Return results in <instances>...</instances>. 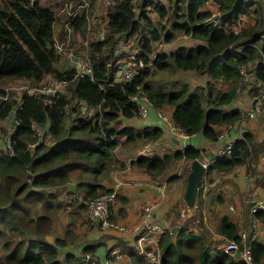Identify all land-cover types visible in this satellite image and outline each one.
<instances>
[{"label": "trees", "instance_id": "16d2710c", "mask_svg": "<svg viewBox=\"0 0 264 264\" xmlns=\"http://www.w3.org/2000/svg\"><path fill=\"white\" fill-rule=\"evenodd\" d=\"M208 1L113 0L105 7L102 34L96 35L85 29L90 0L71 22L75 35L71 47L79 35L81 42H88L85 51L92 73L80 75L73 66H56L53 9L38 0H0V78L39 85L50 74L65 82L62 90L49 95L50 101L40 92L23 90L17 96L0 87V120L10 114L14 120L9 144L0 147V264L77 261L69 253L59 260L65 238L46 237L59 222L66 199L85 211L88 199L113 190L102 181L113 162L125 166L115 156L120 144L142 146L161 138V126L127 123L139 117V96L157 112L171 107V121L179 130L200 133L211 142L227 125L239 121L242 111L232 107L239 91L250 86L256 95L264 86V0H211L216 5L213 18L205 8ZM251 12L257 13L252 24L233 29L239 14ZM178 34L198 42L170 52L155 51L156 42H171ZM130 39L135 45L132 56L143 65L130 79H122L117 76L119 64L127 60L121 54L122 43ZM240 67L248 71L246 78ZM182 71H193L203 83L190 86L180 77ZM261 108V117H255L264 124V98ZM255 126L234 140L229 154L208 159L195 204L188 207L182 199L183 208L192 214L181 223L173 222L176 228L159 237L160 264H242L239 251L229 254L215 248L230 239L241 246L240 226L229 210H216L224 200L223 188L213 191L205 180L210 184L214 173L224 175L257 164L264 155V135L257 138ZM147 149L130 162L153 178H168L179 160L189 168L192 159L203 157L202 149L192 144L167 151ZM71 179L75 191L67 186ZM247 209L250 213V206ZM207 212H213L210 223L218 235L214 239L204 220ZM254 216L264 226V211ZM249 246L255 264H264V239H252ZM86 251L91 248L82 249ZM127 253L133 255V264H144L134 249Z\"/></svg>", "mask_w": 264, "mask_h": 264}, {"label": "crops", "instance_id": "0c3cea01", "mask_svg": "<svg viewBox=\"0 0 264 264\" xmlns=\"http://www.w3.org/2000/svg\"><path fill=\"white\" fill-rule=\"evenodd\" d=\"M61 28V21H55V34L60 32ZM251 98L252 97H250L248 102L244 104H236V102H234L232 103V107L237 106L241 111L249 110L252 107ZM164 110L167 111V114L165 115L166 118L171 120V107L164 108ZM253 120L254 118L250 119V121H245L242 130L245 131L247 128H253V126L257 124V121ZM127 123H131L138 127L146 125L161 126L163 131L161 138L154 142L145 143L147 144L148 149L167 151L176 148H183L188 144H192L202 149L203 159L201 160L203 162H208L207 156H210V159H212V154H214L215 150L223 143V139L211 142L200 133L193 135L179 134L178 131L172 129L167 121L163 120L157 114V111L152 108H149L147 116L129 119L127 120ZM231 135L234 136L236 134L233 131ZM120 145L116 149L115 156L118 160L124 161L125 166L121 167L118 161L113 162L107 177L102 182L113 188L116 192V197L112 203V217L116 221L127 226L130 231L113 232L104 229L87 216L86 210L78 211L77 203H70L69 199H66L64 207L61 208L59 212V222L55 224L51 234L46 237L49 241H53L55 237L66 239V245L59 249V260H62L63 257L69 253L73 254L71 255L72 257L77 256L78 261L83 253L82 249L84 247H90V253H93L99 259L101 264H133V255L130 256L129 253H127L132 247L133 231L131 230L134 226H140L141 208L145 203L157 201L158 205L156 206L153 215L154 220L172 230L177 226H175L173 222H176L177 224L181 223L187 212L191 213L189 210L183 212L184 208L182 202L186 186L185 177L189 170L186 166V161L179 160L176 162L177 164H183L185 171L184 177L181 176V169L175 167V163L172 165V170L168 173V178H153L145 172L135 170L134 165L130 162L141 152L143 145L135 146L132 143ZM261 157H264V155H261ZM262 163H264V160ZM248 169L249 168H246L245 166H241L236 170L238 174L234 177V179L237 178L243 180L246 176L247 189L244 192L242 190L241 195L238 193L226 194V199L223 200L221 205L216 207V210H231L230 212L234 215L246 216L248 212L247 208L251 206L250 204H252L256 198L264 196V173L261 171L258 172L257 182L253 180V169L249 172L251 173L250 177L246 172ZM158 184H164L162 192L157 189ZM252 184L254 187L251 186ZM67 186L71 191H75L74 179L69 180ZM177 216L178 219L175 218ZM239 226L240 230L245 227L240 224ZM110 250H117L120 257L116 260L109 258L108 252ZM143 258L145 259V256H143ZM77 261L64 264H76Z\"/></svg>", "mask_w": 264, "mask_h": 264}, {"label": "built area", "instance_id": "2783aa9c", "mask_svg": "<svg viewBox=\"0 0 264 264\" xmlns=\"http://www.w3.org/2000/svg\"><path fill=\"white\" fill-rule=\"evenodd\" d=\"M105 4L108 5L113 2V0H104ZM59 9L55 10L56 21L60 20L62 28L60 32L54 35V47L55 49H64L65 45L68 42H71L72 38H74L73 30L71 22L73 18L80 13L83 8L88 6L87 0H65L59 3ZM89 16L87 17L88 21ZM87 24V22H86ZM100 34H102V29ZM79 35V34H78ZM77 35V36H78ZM60 39H64L65 41L68 39L69 41L61 46V44L65 41H59ZM84 47H87V40L83 41ZM72 48V47H71ZM72 50V49H71ZM135 52V49H133ZM69 55L73 58L72 66L75 68L76 73L80 75H90L92 73V67L89 62L86 51L83 52H73L70 51ZM133 53L129 55V60L122 62L119 64L118 74L122 79H130L133 77L137 71L138 67L143 65L141 60L137 61L132 56ZM241 73L243 77L248 76V71H246L243 67H240ZM118 76V77H119ZM63 80H58L54 78L52 82L40 87H35L34 91H38L45 95V100L50 101L49 95H53L56 92L62 90L64 85ZM30 92V91H29ZM33 92V91H32ZM264 98V86L259 88V92L256 95H252L251 102L252 107L249 110L241 112V118L238 122L227 125L226 129H224L219 134V139H223V143L219 146L213 156H221L223 154H229L231 151L232 143L235 139L241 138L243 123L247 118H253L257 114L262 111L261 104ZM139 102L138 106V116L145 117L149 112V103L146 98L141 95L137 98ZM144 100V101H143ZM157 114L163 119L166 120L168 125L172 129H175L179 132V134L187 135L179 130L171 120L166 118L163 112L158 111ZM228 128L233 129L236 135L232 136L231 129L228 132ZM218 139V140H219ZM147 147V144L143 145L142 150ZM214 158V157H213ZM207 164V162H206ZM164 184H158L157 189L162 192ZM115 190H112L109 193H102L93 198H90L86 201V213L87 216L95 221L100 227L104 229H108L113 232H126L129 230L127 226L116 221L112 217V203L114 202ZM158 205L157 201L147 202L141 208L140 213V226L132 227L133 238L131 249H134L138 253L145 256L144 264H160V248H159V237L167 230L163 224L158 223L154 220V210ZM258 210L264 211V196L256 198L250 206V218L248 219V224L239 230L240 242L241 246L235 240H225L223 241L217 248L218 251L227 252L229 254H233L235 251H239V256L242 260V264H255L252 256V252L249 246V241L252 239L258 238L257 231L259 230V221L254 216V212ZM130 231V230H129ZM108 257L113 258L114 260L118 259L120 255L117 250H110L108 252ZM76 264H101L99 259L90 252H83L80 256L79 261Z\"/></svg>", "mask_w": 264, "mask_h": 264}, {"label": "rangeland", "instance_id": "374dc122", "mask_svg": "<svg viewBox=\"0 0 264 264\" xmlns=\"http://www.w3.org/2000/svg\"><path fill=\"white\" fill-rule=\"evenodd\" d=\"M42 5L50 7L51 9L58 10L59 6H60V2L65 1V0H38ZM88 4L90 0H87ZM161 2L167 4V0H160ZM107 5L105 4L104 0H92V5L90 6V13H89V18L87 21V24L85 25V29L89 30L88 34L92 32H94L96 35L101 32L102 29V19L104 17L105 14V7ZM205 8L210 9L214 14L211 18H213L216 14V5L209 0L208 2H206L205 4ZM149 14L153 17L155 16V14L153 12H149ZM257 16V13L251 12L250 14H239V19H238V23L236 22L235 24H232L231 26L233 27V29L235 30H240L243 27H247L248 25L252 24L255 20V17ZM166 22V20H164ZM166 24L168 25V22H166ZM99 30V31H98ZM78 37H80L81 39V35H79ZM79 38H77V40H75L72 48H71V44L70 42H68L69 40L67 39L66 41L64 39H60L59 41H65L61 44V46L65 45L67 42V45H65L64 49L60 50L56 48V52L58 54V60L56 62V66L58 68H66V67H70L72 66V61L73 58L69 55V53H71L70 51H75V52H83L85 50L84 44L83 42L80 41ZM72 41H74V38H72ZM71 41V42H72ZM198 41L194 38H192L191 36H187L184 34H178L175 36V38L171 41V42H165V41H159L155 43V51H164V52H170L173 49H175L177 46L179 45H195ZM72 49V50H71ZM133 49H135V45H134V39H130L127 42H123L122 43V49H121V54L126 57L127 60H129V55L131 53H133ZM180 77H182L184 80H186L190 86H194L196 84H201L204 81L203 77L197 76L193 71H182L179 73ZM54 79V77H52V75L47 74L43 77V79L41 80L39 85H31L28 84L26 81L22 80V79H8V78H0V87L4 88L7 92H11L13 91L14 94H16L17 96L20 94V92H22L23 90H27L28 92H38V91H34L35 87H42L50 82H52V80ZM218 86H221L220 84H218ZM250 86L246 87V90L241 89V91H239V93L237 94L234 102H236V104L238 103H247L249 98L252 97V91L249 89ZM262 112L259 113V116L257 115V117H261ZM163 114L166 115L167 111H163ZM255 121H257V125H256V130H257V134L256 136L258 138H262L264 135V124L260 120L259 118L257 119L256 117L254 118ZM14 127V120L12 115L10 114L6 119L4 120H0V147L2 146H7V143L9 144V140L7 139L9 137V134L12 132V129ZM40 133V131H39ZM47 138H49L47 136ZM142 145V144H141ZM260 158H261V162H260ZM258 162L256 165L253 164V162L249 163L250 167L249 169L246 171L249 174V177L251 175L250 170L253 169L252 171V176H253V180L258 182V178H257V174L259 171L264 173V167H263V163L262 161L264 160V157L260 156ZM203 159V157L201 158ZM244 166V165H243ZM176 168H180L182 173L181 176L184 177V167L183 164H175ZM241 167V166H240ZM240 167H238L236 170H238ZM172 169L170 168V170L168 172H170ZM174 170V168H173ZM233 171V172H228V173H224L223 174H216L214 173V180L212 181V183H207L205 180V183L207 184V186H212L213 191L217 190L216 187L219 188H223L224 194H236L238 193L239 195L242 194V190L243 192L247 189V185H246V176L245 178H243V180L240 179H234L235 176H237L238 172ZM244 170V168H243ZM245 171V170H244ZM161 178H164V176H160ZM223 177V178H222ZM222 178V179H221ZM186 179V177H185ZM233 179V182H232ZM240 180V181H239ZM251 180V179H248ZM253 186V184L251 185ZM250 187V186H249ZM254 187V186H253ZM206 186L204 187V191H206ZM226 199V197L224 196V200ZM231 203V202H230ZM185 208L183 209V212H185ZM231 211V210H230ZM192 213L187 212V214L184 216L187 217L188 215H191ZM211 215L213 216V212H207V214L204 216V220L206 222V225L208 226V228L211 230V235L214 238H216L218 235L216 233H214V231L212 230L211 227V223H210V219H211ZM233 219L238 220L239 224L241 226H246L248 224V219H249V213L247 212L246 216H237L235 215L234 217H232ZM214 219V218H213ZM192 224V222H190ZM193 225V224H192ZM190 225H188L189 227ZM196 228L197 225L195 224ZM193 227V226H191ZM54 228V227H53ZM194 228V227H193ZM257 237L264 239V226L259 223V230L257 231ZM47 239V238H46ZM218 240H215V242H217ZM222 242L216 243L215 248L218 249L217 247L221 244ZM2 250L0 249V259L2 258L1 254H2Z\"/></svg>", "mask_w": 264, "mask_h": 264}, {"label": "water", "instance_id": "95a60500", "mask_svg": "<svg viewBox=\"0 0 264 264\" xmlns=\"http://www.w3.org/2000/svg\"><path fill=\"white\" fill-rule=\"evenodd\" d=\"M208 159H210V156H207ZM206 167V162H203L200 158H194L190 161L189 170L186 175L185 191L183 193V199L188 207H192L195 204L196 195Z\"/></svg>", "mask_w": 264, "mask_h": 264}, {"label": "clouds", "instance_id": "9594fccd", "mask_svg": "<svg viewBox=\"0 0 264 264\" xmlns=\"http://www.w3.org/2000/svg\"><path fill=\"white\" fill-rule=\"evenodd\" d=\"M168 229V228H167Z\"/></svg>", "mask_w": 264, "mask_h": 264}]
</instances>
